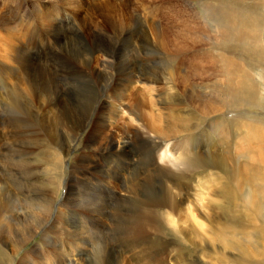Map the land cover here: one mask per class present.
Returning a JSON list of instances; mask_svg holds the SVG:
<instances>
[{
  "label": "bare ground",
  "instance_id": "6f19581e",
  "mask_svg": "<svg viewBox=\"0 0 264 264\" xmlns=\"http://www.w3.org/2000/svg\"><path fill=\"white\" fill-rule=\"evenodd\" d=\"M33 1H36L40 7L43 6V4L50 5L51 3L54 2V0H33ZM65 1L67 2L66 4H68L69 2V5L72 6V9H74L81 3L82 0H65ZM134 1L135 0H132V2ZM137 1L141 2V0H137ZM151 1L153 5L151 4L150 0H143V2H141V5L143 6L145 11L146 10L150 11V13L154 12L153 11L154 9L158 11L159 9L161 10V8H164L165 7L164 5L166 4L167 5L166 7L177 10L176 15H181L182 17V15L184 14V16L180 19L178 16L176 20L171 22L169 28L165 27L166 25H164V27L167 30L166 36L164 35L165 37H162L163 36L162 35L161 36L162 40L160 39L159 42L166 51L165 55L168 58V62L165 67L163 66L164 68L162 67L163 68L162 70L155 71L150 68H148L147 70H142V66L139 67L140 64L137 65V63H135L136 59L139 60L140 57L138 53H131V55H128L125 59L122 56L118 55V57L122 59L121 74L120 73L117 74L118 76L119 75L122 76L121 78L120 77L118 78L119 90L120 87L124 91L130 90L132 85L130 82L134 81L135 84L140 78H142L143 80V82H140L141 84L146 82L145 84H143L144 88L140 87L142 88L140 89L136 87V89L129 92V95L126 94L129 97L128 98V103H129L128 105L130 106L129 112L130 114H133V111L135 109L151 108L153 104L157 103V101H155L156 103H154V99H156L154 98L155 97L154 94L159 95L158 97V100L160 99L159 102H163L161 100H171L173 103H176L177 105L183 104L182 106H184L185 102L183 101V99L187 95V93L190 92L187 83L191 80L190 88L195 97V100L193 101L192 114H191V118L189 119L190 120L192 119L193 121L192 120L191 121L194 122V124L196 125L200 111V100H199L200 90L204 88V86H210L218 93V99L224 104V105L221 104L220 101L216 102V105L220 107L218 109V111L220 112L216 114V117L211 124V129L216 131L218 135L217 140L213 141L212 147L219 146V148H222L223 152H219L220 150L218 148H217L218 151L212 150V147L210 145L209 146L206 145L207 149L202 152L200 150H192L193 149L192 146L186 144L185 143L186 141L185 142L181 141L182 151L179 152L177 149H173L175 148L176 145H172L170 143L167 144V141L170 142L172 138L169 139L166 137H162L161 138L162 141L155 142L154 138L140 134L136 136L137 137L136 141H134L133 139L132 140L134 144L135 142L137 143L136 147H138L140 150L139 152L137 151L135 155L139 158L142 157L144 160L142 161L144 163L143 166L141 164L142 166L141 169L143 173L138 174L135 179H131V180L128 179L130 182L128 186H125V188L120 181V176L123 175V173H121L118 169L111 171L113 175H110V177L107 176L108 179L105 180V185L106 183H109L108 184L109 189L106 188L105 185L98 182L100 180L95 176L93 177L94 179L92 181L91 180L89 181L87 179L78 177L79 175L77 176L78 177L77 178L76 173L71 172L72 180L70 183L73 182L74 184L75 183L77 184L78 180L76 181V179L80 178V180L83 183L89 184L91 188L94 190L97 189L96 187L100 186L102 187V190L104 189L114 192L116 191L115 189H118L115 188L117 187L115 186V184L116 183L121 184L120 188L121 189L123 188L122 191L124 190L125 193L122 197H119L120 200L118 205L122 204L123 206V202L125 201L127 203L125 209L124 207L123 209L120 207L117 210H115L116 208L108 209L107 205L104 204L102 200L100 199L97 200L95 197H92L93 200L91 199L90 201L84 200V202H87L85 203V205L79 198L74 199V201L72 200L73 203L72 202L69 203L68 201L69 195H68L65 198L68 203L62 202L61 204L62 206L60 205V207L64 208L70 205V207H72L74 211L72 210V208L70 209L72 210L71 213H65V211H59L57 209L54 210L52 207V204L54 203L53 201L54 199L52 196H50V194L52 193L53 188L56 189V192L55 193L53 192L54 195L58 193L60 180L57 177H55L58 179L57 184H52L51 180L48 181L46 180L47 182H45L44 179H42L43 182L41 183H39V181L36 179H35L36 181L28 182L29 185H34V184L40 185L38 187V189L40 190H45V191L47 189L49 190L46 192L47 194L44 193L39 196H31V195L26 196L28 192L25 195H21L19 191H15V189L14 191L6 192L4 187H0V264H41L40 263L41 258L43 259V261L47 262L46 264H130V262H132V264H214L211 263L210 261V257H209L210 253H208V249H207L208 246L205 245L206 243L203 241L195 242L192 239H186L185 231L183 230L182 227L176 226L175 228H173L169 225V222L166 218V214H170L172 217L175 218V220L177 219V216L181 215L178 214L179 212H181V209L183 208L182 206H184V204L188 199V198L186 199V197L189 196L187 192L191 188L189 186L190 185L189 181L193 177V175L196 176V174H200L201 172L210 169L213 171V173H208V174L205 173V175L211 177L214 176L215 179H219L220 177L217 174L216 170H220L221 168L227 169L228 173L227 174L223 173V174L228 176L226 177V182H223L219 185V190L223 193L232 191L231 194H229V196L230 197L232 196V198H237L236 201H239V204L234 205L235 210H233L231 214H229L230 216L227 217L216 218L215 216H213V218L209 221V215H205L203 213L204 215L202 216L206 217L210 228L218 230L217 232H220V234H224V236L227 234V236L230 235L231 237H234L236 236V234H239L245 238H248V239L240 238L239 241L241 243L239 242L228 243L229 248L235 251L236 255L231 254V258H229L226 262L224 261L225 264L235 263L236 262L235 258L237 257L243 260L242 262L243 264H264V122L261 119V112H260V108L264 109V107L260 106V108L256 107V109H253L255 103L254 101L257 98L262 97L261 101H264V41H263L264 35H262V29H264V22H262L263 17L261 16L262 14H264V0H250V7L245 5V0H240V3L242 4L241 9H238L239 7H236V4H238L237 3L238 0H204L205 2L202 3L199 2L201 0H192L191 2L190 0H188V2L190 3H192L193 1H197L199 7L201 8L200 10H202L201 13L196 10L194 5L191 4L190 6H188V4H186L185 2H183L182 4L176 3L174 6L172 4L173 0H157V1L151 0ZM252 1H254L255 3L254 11L252 10ZM159 3L161 5H156ZM75 4H77V6H75ZM257 10H259V12ZM132 12L133 11H131V13ZM255 12H257L259 16L256 15ZM38 13H41L40 9L38 10ZM71 14L73 17V12H71ZM144 19L145 20L147 19L146 13ZM40 20L41 19L39 18V21ZM66 20H69V17ZM130 21L133 22L132 17ZM128 25L130 24L128 23ZM0 26L1 28L5 27L4 29H6L7 31L11 29L9 22L7 21V17L2 12V10H0ZM112 26L114 27V25ZM109 28L111 29V27ZM50 30L52 31V28H50ZM254 40H256V42L261 47L260 49L254 50V52H252L250 51L249 48L254 44ZM145 42L147 43V41ZM110 44L111 43H109L108 41H100L96 44L94 50L91 53L90 52L85 53V56L83 57H80L78 55L67 54L68 56L66 55L64 58H62L59 63L61 64V66L62 65L66 66L65 68L66 71L65 70L63 71L65 72L64 75L74 74L82 77H87L86 75L89 74L88 73L86 74L85 68H88V66H90L88 65L90 58H86V57H91L92 54L98 53L97 56L99 58H103L102 65L107 66L110 60L114 61V59L117 57L116 56L117 54H115L112 51V49L109 48L111 47ZM108 49H110L112 52H108L107 51ZM67 52L69 51L67 50ZM211 52H214L213 56L215 57V61H214L215 63H212V65H203V63L206 62L207 56L211 54ZM97 60L99 59L97 58ZM95 65L98 64L95 63ZM192 65L194 67L193 69L190 68ZM63 66L61 67V69H64ZM91 67L93 68V66ZM34 72H28L22 80L20 79L21 81L19 83L14 78L12 79V81L17 82L14 84L16 88H18V86L22 87V89L24 90L23 92L24 95L27 97L30 104L38 112L37 114H35V119L37 120V123H32L31 125L29 122L28 115L24 116V118H26L25 120L27 121V124L29 125L25 128L24 132L26 134L27 140L30 143H34L36 145L34 146L36 147L35 150H37V154L34 156V159L31 160L34 169L28 170V174L33 176L36 175L38 176L37 179H39L41 177L44 178L46 174L50 171V168H59L60 150L57 149V145L61 146L64 138L61 137L57 129L64 127L71 130V132H73L76 135L77 133L81 132L84 128L90 131V124H91L92 126L91 133L93 135L90 136L88 135L89 139L85 142V145L90 146L93 141V137L99 136V134L105 129L106 126L105 118L110 116V113L107 114V111L103 113V107L99 106L98 112L96 111V113L97 114L103 113V114L100 118L97 117L99 119L98 122H92V123H90L89 121L91 112L86 115H81L79 112H76V110H72V112L70 113L72 117H70L67 116V114H63V112L67 113V111L65 108H61V113H60L59 102L57 101V98H55L54 91L51 94L52 97L50 99H47L46 98L47 96L44 95L45 91L43 90L40 91L39 85L36 88L34 87L33 81L31 80V76ZM48 72L49 71L44 68L42 70L37 71V74L41 76L40 78H42V76H47ZM137 73H139L140 75L136 77L135 74ZM101 76L102 75H99L97 77L101 78ZM107 76L110 77L109 75ZM116 77H114V79H117ZM124 77L125 80L122 81ZM161 82L163 83L162 85L163 87H161L162 89L160 87H159L160 89L157 88L161 90V92H159L155 89V85ZM205 82H208L209 84H205ZM13 90L15 89L13 88ZM143 94L145 95L148 94L149 97L145 98ZM106 95L105 96L108 97L109 94L106 93ZM188 95L192 96V94H188ZM49 96L50 95H48V97ZM109 96H111V94ZM25 101L27 102L26 99ZM107 102L108 105L111 106L112 111L113 109L115 111L116 110L118 111V109L122 107V106H115L113 105L114 103L112 104V102H109L108 100ZM100 103L101 102H99L98 104ZM165 104H167V102ZM13 105L17 110H19L18 106H16L15 103ZM5 106L8 105L6 104ZM155 106L157 107V105ZM162 107H163L162 109H164L165 106L163 105ZM170 107L171 106H169V109L168 106L166 107L168 111L169 110L172 111L174 109V108L171 109ZM157 109H159V107ZM236 109H243L244 111L242 115L238 117H234L233 115L232 119L221 120V118L225 117L224 113H226V111L236 110ZM171 111L169 112L172 113ZM174 111L177 112L176 110ZM17 112L20 111L9 110L8 112L9 113L8 115L11 114L9 117L13 118L14 125H17V121L14 118L20 119L22 117V115L20 114L18 115ZM21 113L24 114V112L22 111ZM164 113L167 114L168 112L166 111ZM60 114H62L63 116L59 117L58 115ZM146 115L148 119H153V115H151L150 113L148 114L146 113ZM185 115L187 117L189 114L184 110L182 112H179L177 115L176 114L174 115L171 114V116L168 115V117L169 118L171 117V119L174 121V123H172L171 125L172 127H174V129L171 130L170 132V130L168 129L169 126L167 127L169 131H166L167 129L163 128L165 131L160 132L161 136L168 134L167 135L168 137L169 135L175 136L174 134L180 135V134H184V132H190L195 125L194 126L192 124L187 125L185 123L186 121ZM118 116L120 118V114ZM118 116L116 115V117ZM131 120H134V118L131 117ZM164 120H166V122H170L169 120L167 121L166 118ZM175 122L177 124H175ZM9 124L11 125V123ZM149 129L151 131H156V129L154 130V128H152L153 129L152 130L151 127H149ZM145 131L148 130L145 129ZM136 133L138 132L136 131ZM54 134H56L55 137H52V135ZM114 134L116 133L114 132ZM232 135H237L239 137L238 138L239 141L237 142L235 141L237 148H235V151L233 153L230 152L231 153L230 154L225 150V148H228L229 137H231ZM118 136L120 137V135ZM173 139H175V137ZM128 140H124V142L121 144L119 143V141H117L118 142L117 144L114 142L111 144L110 148H105V147L101 148L104 145L102 146L101 144V147L99 145L97 148H94L97 154L95 157L96 158H98V156L104 157V160L106 159L109 160L110 164H114V165L116 164L115 166H112L115 169L117 164L120 165L122 156L126 155V158H128L127 157L128 150H124V145H127V147L130 146V144H128L129 143ZM29 142H24V144L29 146L30 145ZM20 143L22 144V142ZM94 146H96V144ZM230 147L232 148V146ZM116 152L119 153L120 155H116L115 154ZM27 154H31V152L28 151ZM52 155L57 158V161L53 162L50 165L51 160H49V157ZM105 155L106 156L110 155V158H107ZM89 156L87 158H89ZM80 157L81 154L79 158ZM157 160L160 163L164 161L166 162L167 160L168 162L167 164H171V168L169 167L166 168V170H168V172H166L168 175L161 176L158 169L155 168V166L158 165V164L156 165ZM23 162L20 163L23 164ZM25 163L26 162H24V164ZM79 163L81 162L79 161ZM44 166H48L49 168L47 170H41L40 168ZM75 167L74 170L76 171ZM138 167L140 168V165ZM39 169H40V173L37 172V170ZM60 169L58 170L60 171ZM171 169H175L177 173L174 174V172ZM85 170L86 168H84L82 172H84ZM103 171L104 169L101 167V169L97 171L98 172L97 175L100 176V174ZM94 172L97 173L96 171ZM25 175L27 176V174ZM13 181H15V179ZM161 183L165 184L167 187V194H168L167 199L162 198L161 200V198L160 199L153 198L152 191L155 188V185H159ZM39 191L37 190L38 193ZM81 193L80 195H83V193L82 194ZM115 195H114V199H115ZM157 196H158V192H157ZM86 197H89V194L87 192L84 195V198ZM192 199L190 198V201ZM195 204L197 205V203ZM190 206L193 207L192 210L196 207V206L194 207L193 205ZM127 207H132V209L127 210L126 209ZM189 209H191V207L188 208V210ZM196 209H198V207ZM198 211L201 213L200 210ZM200 213L198 214L199 216ZM179 219L180 218L178 217V220ZM105 227H108V229L106 230ZM229 229H233V230H229ZM248 229H250L251 231H248ZM36 234H39L41 236L40 238L41 240L39 239L40 242L35 246H32L30 250L26 251L24 254L21 253L22 255L21 256L19 255L20 256L19 259L15 261V258L19 254V252L24 247L27 246V244L32 240V238ZM188 235L189 234H187V236ZM196 237L198 238V236ZM220 237L222 238L221 235ZM217 238L213 237V240L216 239L218 244L219 242L218 240L220 238L219 239ZM116 245L120 247V251L122 252L118 255L117 258H115L118 261L114 262L115 256L113 257L111 255L112 252H106V251L115 247ZM191 247L196 248L195 249L196 255L191 257L192 259H190L187 254V251L191 250ZM210 249L214 251V248L211 247ZM97 250L99 251V253L102 251L105 254V259H104V254H103V259L99 261H94L91 259L92 257L90 258L92 251L96 252ZM124 257H127L130 261L128 259H123ZM220 264H222V262Z\"/></svg>",
  "mask_w": 264,
  "mask_h": 264
},
{
  "label": "rangeland",
  "instance_id": "374dc122",
  "mask_svg": "<svg viewBox=\"0 0 264 264\" xmlns=\"http://www.w3.org/2000/svg\"><path fill=\"white\" fill-rule=\"evenodd\" d=\"M59 1L62 3H60ZM64 1L63 0L62 1L61 0H54V2L51 3L50 5H44L43 4V6L40 7L39 4H37V2L33 1V0H3V1L0 0V10H2V12L6 15L7 21L9 22V24L11 26V29L8 31L6 29H4L5 27L1 28V26H0V53H1L0 54V133H1L0 134V163H1L0 164V187H4L6 192L14 191V189H15V191H19V193L21 195H25L28 192L29 195L27 194L26 196H30V195L31 196H39L41 194L46 193L49 190L48 189L46 191L40 190V189H38V187L40 185H38V184L29 185L28 182H33V181L38 180L39 183H41V182H43L42 179H44L45 182H47L48 180H51L52 184H57V180H58L57 178H59L60 186L58 189V193L54 195V193L56 192V189L53 188L52 193L50 194V196H52L54 199L53 200L54 203L52 204V207L54 210L57 209L59 211H65V213H71L72 210L74 211V209L72 207H70V205L66 206L64 208L60 207L62 202L63 203L67 202L65 198L68 195H69V200H68L69 203L72 202V200L74 201V199L79 198V199H81V201L85 205V203H87V202H84V200L90 201L92 199V197H95L97 200L98 199L102 200V202L107 205L108 209L109 208L110 209L116 208L115 210H117L120 207L122 209L124 207V209H125V206L127 204L125 201L123 202V206H122V204L118 205L119 200H120L119 197H122L125 193L124 190L122 191L123 188L122 189L120 188V185L122 184L125 188V186H128V184L130 182L129 180L135 179L138 174L143 173L141 167L144 164L142 162L144 160L142 157L139 158L135 155V153L137 151L138 152L140 151L139 148L136 147L137 143L135 142V144H134V142H133V140L136 141V138H137L136 136L140 135V134L144 135V136H149V137L154 138L155 142L162 141L161 140L162 137H166L169 139L172 138L170 140V142H168L166 140L167 144L170 143L172 145H176L175 148H173V149H177L179 152L182 151L181 143L185 142V141H186L185 142L186 144L192 146V148H193L192 150H200L201 152L205 151L207 149L206 145H208V146L210 145L212 147L213 141H216L218 138L216 131L211 129V124H212L213 120L215 119L216 114H218L220 112V111H218V109L220 107H218L216 105V102L220 101L218 99V93L213 88H211L210 86H204V88H202L200 90V93H199L200 111H199V117H198L196 125L194 124V122H192L193 121L192 119H191L192 121L189 119V118H191L192 109H193V101L195 100V97H194L192 90L190 88L191 80L187 83L189 86L190 92H188L187 95L183 99V101L185 102L184 106H182L183 104L177 105L176 103H173L171 100H161L163 102H159L160 101V99L158 100L159 95L154 94V96H155L154 98H156V99H154V103H156L155 101H157V103L153 104V106H152L153 108L151 107L149 109H147V108L146 109L145 108L144 109H135L133 111V114H130V112H129L130 106L128 105L129 104L128 103L129 92L136 89V87L137 88H140V87L144 88L143 84H145L146 82L141 84L140 82H143V80H142V78H140L137 81L139 84L137 82L134 84V81L130 82L132 84L130 90H128V91L125 90L126 91L125 92L124 90H122L121 87L119 90L118 78L119 77L121 78L122 76L121 75L118 76L117 74L118 73L121 74V60L122 59L120 57H118V55L122 56L125 59L128 55H131V53H138L140 57H139V60L136 59L135 63H137V65L140 64L139 67L142 66V70H147L148 68L153 69L155 71L162 70L166 66V64L168 62V58L165 55L166 51L164 50V47L160 44L159 41H160L162 35H163L162 37L166 36L167 30L165 27L169 28L170 27L169 25L171 24L172 21L176 20L178 16H179V19L182 18L184 16V14L182 15V17H181V15H176L177 10L166 7L167 6L166 4L164 5L165 9L161 8V10L159 9L158 11H156V9H154L153 10L154 12L150 13V11H147V10L145 11L143 6L141 5V2H143V0H141V2H138L137 0H135L134 2H132V0H118V1L117 0H82L78 6H77V4H75V6H77L78 8L76 7L74 9H72V6L69 5V2H68V4H66L67 2L65 1V4L67 6H70V7H67L64 4ZM191 1L192 0H190V2ZM33 2H35V3H33ZM56 2H59V3H56ZM150 2L152 4L151 0H150ZM183 2L188 4V6H190L191 4L194 5L198 12H200V13L202 12V10H200L201 8L199 7L197 1H193L192 3H190V2H188V0H173L172 4L175 6L176 3L182 4ZM199 2L202 3L205 1L201 0ZM237 3L238 4H236V7H239L238 9H241L242 4L240 3V0H238ZM156 5H161V4L159 3ZM245 5L250 7V0H248V1L245 0ZM35 6H36V8H35ZM136 6H138V7H136ZM141 6H142V8H141ZM38 7H40V8H38ZM254 8H255V3H254V1H252V10L253 11H254ZM35 9L37 12L35 11ZM39 9H40L41 13H38ZM140 9H142V10H140ZM131 11H133V12L131 13ZM257 11L259 12V10H257ZM71 12H73V17H72ZM65 13H66L67 17L65 16ZM145 13H146V18H147L146 20L144 19ZM38 14H40V15H38ZM81 14H82V16H81ZM86 14H87V17H86ZM161 14H163L164 16ZM255 14L259 16V14L257 12H255ZM261 16L263 17L262 22H264V14H262ZM68 17H69V20H66ZM131 17H132L133 22L130 21ZM39 18L41 19L40 21H39ZM108 21H109V23H108ZM118 23H119V25H118ZM128 23L130 25H128ZM159 24H160V26H159ZM112 25H114V27ZM164 25H166V26L164 27ZM109 27H111V29ZM147 27L149 30L147 29ZM50 28H52V31L50 30ZM103 28L106 29L107 31L104 30ZM113 29H115V30H113ZM125 29H127V30H125ZM144 29H146V30H144ZM112 30H113V33H112ZM106 33H108L109 35ZM128 35H130V36H128ZM262 35H264V29H262ZM158 36H159V38H158ZM110 38H111V40H110ZM97 41L98 42L108 41L109 43H111L110 44L111 47H109V48L112 49V51L115 54H117L116 55L117 59L116 58L114 59L115 62L110 60L109 64L107 66H103L102 65L103 58H99L97 56L98 53L92 54L91 57H86V58H90L89 64H88L90 66H88V68H85L86 74L87 73L89 74V75H86L87 77H82V76H78V75H74V74L64 75L65 72H63V71L65 70L66 66L62 65L64 69H61L62 66H61V64H59L60 60L62 58H64L67 54L78 55L80 57H83V56H85V53H88V52L91 53L94 50L96 44L98 43ZM145 41H147V43ZM263 41H264V38H263ZM64 47H65V49H64ZM260 47L261 46L256 42V40H254V44L249 49H250V51L254 52V50L260 49ZM110 49H108L107 51L112 52ZM67 50L69 52H67ZM161 51H162V53H161ZM116 52H118V53H116ZM213 55H214V52H211V54H209L207 56L206 62H204L203 65H212V63H215L214 62L215 57ZM17 58H19V59H17ZM97 58L99 60H97ZM95 63L98 65H95ZM23 65L24 66L26 65V66L24 67ZM112 65H114V66H112ZM91 66H93V68ZM22 67H23V69H22ZM44 68L46 70H48L49 72L47 73V76H42V78H40L41 76H39L37 74V71L42 70ZM190 68L193 69L194 68L193 65ZM56 70H57V72H56ZM107 71H108V73H107ZM113 71H115V72H113ZM28 72H34L31 76V80L33 81V85L35 88L39 85L40 91L41 90L45 91L44 95L47 96L46 97L47 99H50L52 97L51 94L54 91L55 98H57V101L59 102V108H60L59 112L60 113H61V108H65L67 113L63 112V114H67V116H70V117H72V115H70L72 110H76V112H79L81 115H86V114L91 112L90 118H89L90 123L98 122V120H99L98 118H100L104 112L107 111V114L110 113V116L105 118L106 119L105 129L99 134V136L93 137V141H92L90 146L85 145V142L89 139L90 135H93L91 133V130H92L91 124H90V131H88V129L84 128L85 130L83 129L81 132L77 133L76 135L73 132H71V130H69L67 128H64V127L59 128V129L56 128L57 131H59V134L61 135V137L64 138L61 146L57 145V149L60 150L59 168H50V171L46 174V176L44 178L41 177L39 179H37L38 176H36V175H34L36 177L35 178L33 175L28 174V170L34 169L31 160L34 159V156L37 154V150H35L36 147H34L36 145L34 143H30L27 140L26 134L24 132L25 128L27 126H29L27 124V121L25 120L26 118H24V116L28 115L29 122L31 125L32 123H37V120L35 119V114H37L38 112L30 104L29 100L24 95V93H23L24 90L22 89V87L18 86V88H16V86L14 85L17 82L19 83L24 78V76H26V74ZM91 73H92V75H91ZM96 73H97V75H96ZM99 75H102L101 78L97 77ZM107 75H109L110 77H108ZM116 75H117V77H116ZM139 75H140L139 73L135 74L136 77ZM94 76H96V77H94ZM114 77H116L117 79H114ZM13 78L17 82L12 81ZM16 78H18V79H16ZM33 78H34V80H33ZM8 80H9V82H8ZM124 80H125V77L122 79V81H124ZM49 81H50V83H49ZM36 83H37V85H36ZM68 83H69V85H68ZM205 84H209V83L205 82ZM44 85L46 86L47 89L45 88ZM162 85H163L162 82L155 85V89L157 91L161 92V90H159V89L161 87H163ZM13 88L15 90H13ZM71 88H72V90H71ZM84 88H86V89H84ZM142 88H140V89H142ZM157 88H159V89H157ZM99 89H101V90H99ZM106 89H107V91H106ZM55 90H57V91H55ZM7 92H9V93H7ZM105 92L109 95L111 94L112 99L114 97L115 98L112 100L111 96L108 95V97H109V99H108V97H106L107 95ZM78 94H79V96H78ZM113 94H114V96H113ZM126 94H128V95H126ZM145 94H143V96L145 98L149 97L148 94L147 95H145ZM188 94H192V96L188 95ZM48 95H50V96L48 97ZM63 95H65L67 98ZM261 98L262 97H259L254 101L255 103H254L253 109H256V107L260 108V106L264 107V101H261ZM25 99L27 100V102L25 101ZM107 100L109 102H112V104L114 103L113 105H115V106H122L121 107L122 110L120 108V109H118V111L117 110L115 111L114 109L112 111L111 106L108 105ZM114 101L116 102V104ZM2 102H3V104H2ZM99 102H101V103L98 104ZM166 102L169 105L165 104ZM14 103L16 106H18L19 110H17L15 108V106L13 105ZM220 103L223 104L221 101H220ZM6 104L8 106H5ZM155 105H157V107ZM163 105L165 106L164 109H162ZM166 105L168 106V109H169V106H171L170 107L171 109L174 108L172 111L169 110L172 113H170L167 110ZM9 106H10V108H9ZM76 106H77V108H76ZM99 106L103 107V113H101V114L96 113V111L98 112ZM158 107H159V109H157ZM9 110L20 111V112H17V114L22 115V117L20 119L14 118L17 121V125H14L13 124V118L9 117L11 115V114L8 115ZM160 110H161V112H160ZM164 110H166L168 113L165 114L164 112H166V111H164ZM174 110H176L177 112H175ZM183 110L185 112H188V114H189L187 116L188 118L185 115V117H186L185 123L187 125H189V124H192L193 126L195 125L192 128V130L190 132H184V134H180V135H178V134H174L175 136L169 135L170 137L169 136L167 137L168 134L161 136L160 132L165 131L164 129H167L168 126H169L168 129L170 130V132H171V130L174 129V127L171 126L172 123H174V121L171 119V117L169 118L168 115H170V116H171V114L177 115L179 112H182ZM21 111L24 112V114L21 113ZM243 111H244L243 109L226 111V113H224L226 118L225 117L221 118V120L232 119L233 115H234V117H238V116L242 115ZM135 112H136V114H135ZM260 112H261V119L264 122V109L260 108ZM146 113L147 114L150 113L151 115H153V119H148ZM119 114H120V118L118 116ZM116 115L118 117H116ZM58 116L60 117L63 115L60 114ZM131 117L134 118V120H131ZM139 117H140V119H139ZM193 117H194V115H193ZM202 117L204 118V120ZM165 118L167 119V121L169 120L171 123L166 122V120H164ZM8 122L11 123V125ZM142 122L145 124H143ZM151 123H153V124H151ZM169 123H170V125H169ZM209 123H210V125H209ZM175 124H177V123L175 122ZM147 126L151 127V129L152 128H154V130L156 129V131H151L149 129V127H147ZM138 127L140 128L141 131L139 130ZM141 127H143V128H141ZM145 129H147L148 131H145ZM168 129L166 131H169ZM142 130H144V131H142ZM113 131L116 134H114ZM129 131H130V133H129ZM136 131L139 134L136 133ZM124 132H126V133H124ZM123 133H124V135H123ZM112 134H114V135H112ZM128 134H130V135H128ZM55 135L56 134L52 135V137H55ZM118 135H120V137ZM203 135H205V136H203ZM63 136H65V137H63ZM72 136L75 140L72 138ZM82 136H84V137H82ZM126 137H128L129 140ZM174 137H175V139H173ZM233 137H235V138H233ZM238 138L239 137L237 135H232L231 137H229L228 148H225V150L228 153H230V152L233 153L235 151V148H237L236 142L239 141ZM100 139H102V140H100ZM65 140H66V143H65ZM124 140H128L129 141L128 144H130L129 147H127V145H124V150H128L127 151L128 152L127 153L128 158H126V155L122 156L121 161H120L121 162L120 165L117 164L115 169L112 166H115L116 164L115 165L110 164V161L107 159L104 160V157H99V156H98V158L95 157L97 154H96V151L94 150V148H97L99 145H100V147H101V144H102V146L104 145L101 148H104V147L110 148L112 143L115 142L117 144L118 143L117 141H119V143L121 144L124 142ZM104 141H105V143H104ZM20 142H22V144ZM24 142H29L30 145L28 146V145L24 144ZM95 144H96V146H94ZM230 144H232V145H230ZM233 144H235V145H233ZM230 146H232V148ZM217 148L220 150L219 152H223L222 148H219V146L212 147V150L218 151ZM26 150L31 152V154H27L28 151H26ZM80 154H81V157H80L81 159L79 158ZM115 154L120 155L117 152ZM82 155H83V157H82ZM88 156H89V158H87ZM72 157H73V160H72ZM106 157L110 158V155H107ZM87 159H88V161H87ZM23 160H24V162H26L25 164H24ZM49 160H51V162H50V165H51L53 162L57 161V158L52 155L49 157ZM75 160H77V161H75ZM92 160H93V162H92ZM79 161L81 163H79ZM20 162H23V164ZM157 162H156V165L158 164L157 165L158 167L155 166V168L158 169L161 176L168 175L166 173V172H168V170H166V168H168V167L171 168V164H167L168 163L167 160H166V162L164 161L161 163L157 160ZM141 164H142V166H141ZM71 165H74V166H71ZM139 165H140V168L138 167ZM30 166H32V167H30ZM75 166H77V167H75ZM74 167H75L76 171L74 170ZM80 167H83V168H80ZM101 167L104 169V171L99 176V175H97L98 174L97 171H99L101 169ZM48 168H49L48 166H44L40 169L41 170H47ZM78 168H80V169H78ZM84 168H86V170L84 172H82L84 170ZM40 169L37 170V172L40 173ZM58 169H60V171ZM116 169H118L121 173H123V175L120 176L121 184H117L115 181V183H116L115 186H117L115 188H118V189H115L116 190V191H114L115 193L113 191H109V190H104V189L102 190V187H100V186L96 187L97 189L94 190L91 188V186L89 184H85L80 180V178H84V179H87L89 181L90 180L92 181L94 179L93 177L95 176L96 178H98L100 180L98 182L105 185V180L108 179L107 176L110 177V175H113V173H111V171L116 170ZM137 169H138V171H137ZM171 170L174 172V174L177 173L175 171V169H171ZM20 171H21V173H20ZM94 171H96L97 173H95ZM133 171L136 173H134ZM23 172L25 174H27V176ZM71 172H75L76 177L79 175L78 177H80V178L76 179V181L78 180L77 184L76 183L74 184L73 182L70 183L72 180ZM216 172L220 177L219 179H215L214 176L211 177V176L205 175V173L206 174L213 173V171L210 169L205 170L204 172H201L200 174H196V176L193 175V177L189 181L190 182L189 186L191 188L187 192L189 194V196L186 197V199L187 198L188 199H187L186 203L184 204V206H182L183 207L181 209L182 213L179 212V214H178V215H180V214L181 215L177 216L176 224L178 227L183 228V230L185 231L186 239H192L195 242L203 241L206 243L205 245L208 246L207 249H208V253H210L209 257H210L211 263L220 264L222 262V264H225V262L229 258H231V254L236 255L235 251H233L229 248L228 243L229 242L230 243L231 242L241 243L239 241L240 238H242V239H248V238H245L239 234H236V236H234V237H231L230 235H228L229 236L228 237L227 234L224 236V234H220V232H217L218 230L210 228L206 217L202 216L204 214L209 215V221L213 218V216H215L216 218L227 217V216H230L229 214H231V212L233 210H235L234 205L239 204V201H236L237 198H232V196L231 197L229 196V194H231L232 191H228V192L223 193L219 190V185L223 182H226V177L228 175L226 176L223 173L227 174L228 173L227 169L221 168L220 170H216ZM82 173H83V175H82ZM92 173H94V174H92ZM89 176H90V179H89ZM205 176H206V178H205ZM55 177H57V178H55ZM14 179H15V181H13ZM108 184L109 183H106V185H105L106 188H108ZM45 188H47V187H45ZM72 188L76 189L77 191L73 190ZM78 189H80V190H78ZM110 189H111V187H110ZM37 190L38 191L40 190L39 193L37 192ZM118 190H120V191H118ZM196 190H198V191H196ZM79 192L80 193L84 192V193H83V195H80ZM86 192L89 194V197L84 198V195ZM157 192H158V196H157ZM77 193H78V196H77ZM114 195H115V199H114ZM152 195H153V198H155V199H160V198H161V200H162V198L167 199L168 194H167L166 185L162 184V183L159 185H155V188L152 191ZM192 195L194 196V198ZM213 195L215 198L213 197ZM88 198H89V200H88ZM190 198L191 199L197 198V199L196 200L192 199L193 200V202H192V200L190 201ZM221 199H223V200H221ZM195 203H197V205ZM189 204L193 205L194 207L196 206L194 208L195 210L194 209L192 210L193 207L190 206ZM190 207H191L192 212L195 211L194 212L195 220L193 219L192 216L190 217L189 213H187V212H189L188 208H190ZM197 207H198V209H196ZM71 208H72V210H70ZM202 208L205 211H203ZM126 209L131 210L132 207H127ZM18 210H19V208H18ZM198 210H200L201 213ZM198 212L200 213V216L198 215L199 214ZM187 216H189V217H187ZM178 217L180 218L179 220H178ZM185 217L188 221L185 219ZM197 219H199V220H197ZM198 222H200V223H198ZM86 225H88V224H86ZM200 226H201V228H200ZM105 228H106V230L108 229V227H105ZM229 230H233V229H229ZM248 231H251V230L248 229ZM216 232H217L219 237L217 236ZM190 233H191V236L192 235H194L195 237L198 236V238L197 237L195 238L194 236L191 237ZM39 234H36L32 238V240L27 244V246L23 248L24 250L22 249L19 252V254L15 258V261H17L19 259V257L22 254H24L26 251H29L32 246H35L36 244H38L40 242L39 239L41 238V236H40L41 234L40 235ZM187 234H189V235L187 236ZM220 235L222 236V238L220 237ZM213 237H216V238L218 237L217 239L220 238L222 240L219 239L218 240L219 242L217 244V240L216 239L213 240ZM219 245H220V247H219ZM224 245H225V247H224ZM211 247L214 248V251L210 249ZM195 249L196 248L191 247V250L187 251V254H188L190 259H192L191 257L196 255ZM106 252H112L111 255L113 257L115 256L114 262H116L118 260L115 258H117L118 255L122 251H120V247L118 245H116L115 247L107 250ZM103 254L104 253L102 251L100 253L98 250L96 252L92 251L90 258L92 257L91 258L92 260L99 261V260L103 259ZM126 256H128V255H126ZM104 259H105V254H104ZM123 259H128V258L124 257ZM214 260H215V262H214ZM235 261L236 262L233 264H243L242 263L243 260L239 257L235 258ZM40 263L46 264L47 262L43 261V259L41 258ZM130 264H132V262H130Z\"/></svg>",
  "mask_w": 264,
  "mask_h": 264
},
{
  "label": "snow or ice",
  "instance_id": "6c2138e0",
  "mask_svg": "<svg viewBox=\"0 0 264 264\" xmlns=\"http://www.w3.org/2000/svg\"><path fill=\"white\" fill-rule=\"evenodd\" d=\"M163 159V157H162ZM189 214L193 217V219L195 220V214L194 212L191 211V209H189ZM166 218L169 222V225L173 228H175L177 225H176V220L174 217H172L170 214H166Z\"/></svg>",
  "mask_w": 264,
  "mask_h": 264
}]
</instances>
